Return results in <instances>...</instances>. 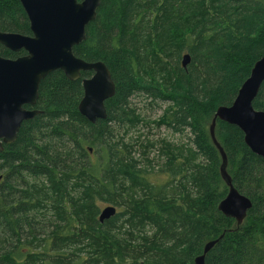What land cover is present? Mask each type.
I'll return each instance as SVG.
<instances>
[{
    "label": "trees",
    "instance_id": "1",
    "mask_svg": "<svg viewBox=\"0 0 264 264\" xmlns=\"http://www.w3.org/2000/svg\"><path fill=\"white\" fill-rule=\"evenodd\" d=\"M0 31L30 34L19 0H0ZM73 53L102 61L115 93L91 123L78 111L91 72L40 81V114L0 151V264H194L221 234L205 264H264V158L216 119L226 171L251 201L236 226L218 210L227 186L209 134L264 55V0H100ZM138 95L166 107L149 121ZM252 105L264 110V81ZM101 203L116 209L102 222Z\"/></svg>",
    "mask_w": 264,
    "mask_h": 264
},
{
    "label": "water",
    "instance_id": "2",
    "mask_svg": "<svg viewBox=\"0 0 264 264\" xmlns=\"http://www.w3.org/2000/svg\"><path fill=\"white\" fill-rule=\"evenodd\" d=\"M29 22V35L0 31V45L11 52H23L15 58L0 56V151L3 144L16 140L24 121L40 114L34 108L40 81L50 72L60 70L73 81L81 72H91L81 79L82 97L78 111L89 122L106 118L105 101L115 93L110 71L102 61H86L73 53V47L85 39L86 25L95 18L100 0H19ZM189 55L182 56L185 68ZM264 81V55L254 62L249 76L239 87L228 106L217 108L209 126V134L217 147L221 164L219 172L227 186L218 210L234 219L239 226L251 208V201L232 184L226 171V154L217 142L214 128L216 119L237 126L244 143L255 155L264 158V110L252 105ZM1 179V177H0ZM116 213L112 205L104 206L98 220L102 222ZM218 238L207 241L194 264H205V255Z\"/></svg>",
    "mask_w": 264,
    "mask_h": 264
},
{
    "label": "rangeland",
    "instance_id": "3",
    "mask_svg": "<svg viewBox=\"0 0 264 264\" xmlns=\"http://www.w3.org/2000/svg\"><path fill=\"white\" fill-rule=\"evenodd\" d=\"M132 103L131 104L133 107L137 108V111L139 113H141V115L145 118H149V121H152L154 118L158 117L161 112L162 109H164L166 107V103H161L158 102L157 106H148L147 103L149 100H144L142 95H138V96H134L132 97ZM152 130L150 131V133L152 134V137L156 138L158 137L157 132H162L161 128H156L152 125H150V127ZM147 129H144V132H146ZM156 133V134H155ZM104 207V203H101L100 208Z\"/></svg>",
    "mask_w": 264,
    "mask_h": 264
},
{
    "label": "flooded vegetation",
    "instance_id": "4",
    "mask_svg": "<svg viewBox=\"0 0 264 264\" xmlns=\"http://www.w3.org/2000/svg\"><path fill=\"white\" fill-rule=\"evenodd\" d=\"M15 53H18V52H15ZM22 54H23V53H22ZM22 54H21V52H19V55H22ZM19 55H18V56H19Z\"/></svg>",
    "mask_w": 264,
    "mask_h": 264
}]
</instances>
